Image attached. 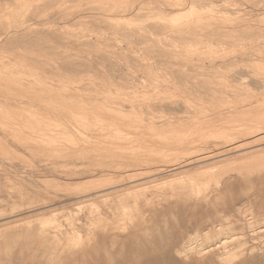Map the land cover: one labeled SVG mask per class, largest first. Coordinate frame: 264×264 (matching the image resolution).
I'll use <instances>...</instances> for the list:
<instances>
[{
	"label": "rangeland",
	"instance_id": "374dc122",
	"mask_svg": "<svg viewBox=\"0 0 264 264\" xmlns=\"http://www.w3.org/2000/svg\"><path fill=\"white\" fill-rule=\"evenodd\" d=\"M142 1L144 0H0V38H4L5 31L15 29V24L30 25L29 21L30 28L34 27L33 30L40 32H37L35 39H31L32 42L14 39V42L0 45V230L5 228L1 225L11 222L12 227H7L16 228L15 231L34 232L28 241L20 240L15 243L19 252L15 247V253L11 254L13 256L10 258L12 261L8 260L9 258L7 261L2 252L0 264L5 261V264H22L23 261L24 264H49V261H45L47 258H40L45 252V244H51L53 247V243H56L53 238L59 231L63 237L62 244H66L69 238L63 233L69 230L68 221L84 215L85 210L89 209V204L82 203L83 206V199L76 197L82 196L81 193L84 195V191H94V188L101 184L112 181L107 177L111 175L113 178L121 170L116 165L120 155L127 154V157L131 154H128L126 149L122 152L124 147L128 148V151L135 148V151L151 150V153L161 150L158 154H146L153 155L154 162L159 161L157 166L166 171L190 157L189 152L186 154L179 151L182 149L180 146L173 147L178 141L176 133H191L195 126L201 128L198 129L200 132H205L204 129H242V126L252 125L258 118L264 119V0H203V5L200 4L201 0H198L200 3L195 0L196 4L193 5L197 9L193 5L187 8L191 6L188 5L181 11L183 16L175 13L169 17L161 15L159 4L154 0H147L151 1L148 4H143ZM131 7L135 12H123L125 8ZM155 7L159 8V13H156ZM188 23L191 24L190 29L185 30V34L169 31L171 27H184L183 25ZM206 26H210L215 34ZM42 30H46V34ZM103 114L106 121L102 119L105 117ZM133 114L137 116L133 117ZM100 119L101 123L104 122L103 125H99ZM109 123L116 124L117 129H110L112 132L105 129L103 133L99 130V134L97 133L98 126L106 128ZM133 123H137L136 127ZM138 123L140 125L137 127ZM26 124L30 127H26ZM151 124L154 126L152 129L155 126L158 128H155V132H159L158 135L151 129ZM119 125L120 127H117ZM123 126L127 130L129 128L131 133L125 131ZM121 127L123 133L129 136L131 134L130 137L124 134L127 137L124 138L126 143L119 141L123 138L119 136L122 133ZM139 127L143 129L142 132L141 128L138 130ZM136 129L140 136L134 132ZM115 130L120 132L115 134ZM259 132H264V128ZM109 135L112 136L109 138ZM144 135L145 137H142ZM132 136L138 141L134 142ZM160 136L165 138L161 139ZM57 138L59 139L56 140ZM110 139L113 141L109 142ZM127 141H130L131 145ZM151 141L153 145L147 144ZM139 142L140 149L137 144ZM261 143L257 149L263 153L256 157L258 160L249 162L260 165L261 161H264V140ZM129 145H133V148L128 147ZM115 148L122 150L117 151ZM162 151H167L166 155L164 153L163 156ZM133 153L139 152L133 150ZM169 153L172 156L177 155V158L170 156L169 160ZM178 154H182L179 159ZM130 156L127 158L130 159ZM156 156L167 158L158 160ZM229 160L232 164L244 163H236L232 157H228L227 166L235 165ZM159 163L163 165H158ZM193 169L194 167L190 170ZM181 175L177 176L179 180ZM252 175V181L261 179L258 175L255 176V173ZM164 176H159V179ZM183 176L181 180L187 181L188 177H185L186 180ZM102 179L104 181H101ZM156 179L158 180V177ZM236 183L237 193L242 192L240 187L244 190L246 183L242 184L240 179ZM37 196L41 199L37 200ZM66 206L67 208L57 211L59 207L61 209ZM53 211H57V214ZM42 212L44 217L41 216ZM45 217L57 223L50 225ZM52 217L55 220L50 219ZM152 218L151 221L148 219V224L153 229L151 233L157 235L154 224H162V221L169 217L159 215ZM16 220H20V223ZM39 224H45V227ZM39 228H47L45 230L50 233V241L37 237L36 232L41 230ZM53 233L55 235H52ZM86 234L82 231V243L86 240ZM72 239L70 237L66 245L78 243L75 238ZM70 240L72 242H69ZM155 240L159 244L158 239ZM34 246H38L39 250ZM17 253L16 259L20 262L14 260ZM26 255H33L32 260ZM26 260H29V263Z\"/></svg>",
	"mask_w": 264,
	"mask_h": 264
},
{
	"label": "bare ground",
	"instance_id": "6f19581e",
	"mask_svg": "<svg viewBox=\"0 0 264 264\" xmlns=\"http://www.w3.org/2000/svg\"><path fill=\"white\" fill-rule=\"evenodd\" d=\"M154 1L157 4H159L161 15L169 17V15H171V14L173 15L175 13H178L179 16H183L184 14L181 15V11L184 10L186 8V6H188V5H191V6H188L187 8L192 7L195 0H154ZM142 2H143V4H145V3L148 4V2L151 3V1H147V0L146 1L144 0ZM200 2L199 3L202 4L204 1L201 0ZM194 4H196V3H194ZM206 6L207 5H205V7ZM157 7H155V9H157L156 13H159V11H158L159 8H157ZM193 7H194V5H193ZM195 9H197V8H195ZM195 9H193V10H195ZM191 10H192V8H191ZM132 11H134V8H132V7L131 8H125L123 10L124 13H130ZM183 12H185V11H183ZM190 12H192V11H190ZM187 13H189V12H187ZM161 15H160V18H161ZM164 16H162V18ZM164 19H166V18H164ZM192 21H193V18H192ZM26 22H28V21H26ZM29 24L31 25L30 21H29ZM176 24H178V23H176ZM189 24L190 23H188V25H186V26L183 25L184 27H179V28H172L171 27L170 30L169 29L168 30L172 33L183 32V34H185L184 32H186L190 29ZM30 25H28V24L25 25L23 23L22 25L19 24V26H16V24H15V29L7 30L4 32V38L3 39L0 38V39H2V40H0V45L4 46L6 44H9L14 39H18L22 42L31 41V39H35V36L38 34L37 32H39V30L38 31L33 30L32 28H34V27L31 26L32 28H30ZM192 25H194V24H192ZM196 26L198 27L199 25L196 24ZM210 26H206V27H210ZM199 27H201V26H199ZM181 28H183V29H181ZM202 28H204V27H202ZM205 29H207V28H205ZM211 30H213V29L211 28ZM215 30H216V28H215ZM42 31L45 32L46 30L45 31L42 30ZM48 31H50V30H48ZM211 32L214 33V30ZM208 33H209V31H208ZM45 34H46V32H45ZM183 34L181 33V36H180L181 38H182ZM45 36H43V37H45ZM155 39H157V38H155ZM165 42H167V41H165ZM35 45L37 46V44H35ZM177 72H179V71H177ZM13 79H15V78H13ZM62 109H63V107H62ZM0 110H2V109H0ZM92 110H94V109H92ZM68 113H70V112H68ZM110 113H112V112H110ZM104 114L106 115V113H104ZM134 116H137V114H133V117ZM246 117L248 118V116H246ZM103 118H104L103 121H106L105 120L106 116L102 117V119ZM102 119H100V123H101ZM253 119H254V117H253ZM86 120H87V118H86ZM140 120L141 119H139V121ZM103 121L101 124L98 122L99 125H103L104 124ZM14 122H16V121H14ZM69 122H72V121H69ZM203 122H204V120H203ZM105 123L107 124V122H105ZM113 123H115V122H113ZM113 123L112 124L109 123L111 125L108 124L107 126L104 125L106 128L98 126V129L96 128L97 133L99 134V132H98L99 130L102 131V133H103V130H105V129H108V130H110V129L112 130V128L117 129V128H115L116 124H113ZM126 124L127 123L125 122V126H126ZM136 124L137 123L134 124L135 127H136ZM26 125H24V126H26ZM39 125H41V124H39ZM139 125H140V123H138L137 127ZM201 125L204 126L203 124H201ZM207 125H210V124H207ZM59 126H60V124H59ZM162 126L163 125H161V127ZM26 127H30V126L27 125ZM91 127H93V126H91ZM117 127H120V125ZM152 127H154V126H152V124H151V129H152ZM196 127L197 126L194 127L195 130L191 129V130H193L191 133H185V134H183L181 132H178L181 134L176 133L175 137L177 138L178 141L176 142L177 145H173V147L176 146L178 148V146H180L182 149L181 150L179 149V151H181V152L183 151L186 154H188V152H189L190 157L183 162L181 161L180 164L177 163L178 164L177 166H175L173 168L171 167L170 169H168L166 171L164 169H161L162 168L161 166H159V167H161V168H159L156 164L159 161L154 162L155 158L153 155H152L153 157L151 156V154H153V153L154 154L160 153L161 150L159 152L156 151L157 153H155V152L151 153L152 152L151 150H150V152H147V151L143 152V150H141L140 146H139L140 142L137 143L139 146V147L138 146L137 147H138V149H140L141 152L136 149V151L139 153H133V150H134V152H136L135 148L132 150L130 149L132 152L128 151L129 150L128 148H125V147L123 148L122 152H124L126 149L127 153L128 152H130L131 154L133 153L132 157L130 156L131 154L129 155L131 157L130 159L127 158L129 156L126 157V155H127L126 153H125L126 155H124L122 153L123 156L120 155L121 158L120 157L118 158L115 156H114L115 157L114 158L113 156H111L114 159H116V158L120 159L119 162L117 161L118 163L116 165H117L119 170L121 169L120 170L121 172L118 170L120 173L117 172V174H115V176L112 173V176H114L113 178L111 177V175H110L111 178L108 176L107 178L112 179V181L110 180V182L109 183L107 182V184L103 182L105 185L101 184V186L94 188V186H92V184H91V186L95 189L94 191L92 189L93 192L88 191V193H86L84 191V195L80 192L82 196H77L76 198L83 199L81 204L82 203L87 204V205L89 204V209L85 210L86 212L84 215L79 214L80 216H77L74 219L69 218L70 219V220L68 219L69 220L68 221L69 230L63 233L66 238L70 239V237H71V239L73 238L72 240H74V238H75L78 241V243L79 242L82 243L83 242L82 231H84L87 233L85 235L86 236L85 242L82 244H80V243L78 244V243H75V241H76L75 240V241H73V243H75L76 245H66L67 240H69V239H67L66 244L64 245L61 242L62 238H63L61 236L62 233L60 231L59 232L56 231L58 234H56V235L54 233L52 234V235H55L54 236L55 238H53L50 235L54 241L56 239V241H55L56 243H53L55 245H53V247H51L52 246L51 244H50L51 245L50 246V245H46V244H48V243H46L44 246L45 252H43V254L40 255V258L41 257L47 258L45 261L46 262L49 261V264H89V263L90 264H101V263H105V264H264V161H261L262 159L259 160V161H261L260 165H259V163L249 162L250 160L257 159L256 157H258V155L261 156V154L263 153V151L260 152V150H258L259 149L258 147H259L261 141L264 140V132H259V130L264 128V119H263V117L260 119L258 118L257 120L254 121V123L252 125L242 126V127H244L242 129H238L239 127L238 128L233 127V128H229L226 130L222 129V130L218 131V130H209V129H211V127H210L208 129L209 131H206V129H204L205 132L203 130H202L203 132L202 131L200 132V130H198V129H201V128H199V127L196 128ZM45 128H46V126H45ZM77 128H78V126H77ZM140 128L141 127H139L138 130H140ZM147 128L149 129L148 125H147ZM155 128H156V126H155ZM155 128L152 129V130H154V132H155ZM87 129L89 130V128H87ZM121 129H122V127H121ZM124 129H125V131L127 130V128H125V127H124ZM133 129H135V128H133ZM156 129H158V128H156ZM26 130H28V129H26ZM111 130H110V132H112ZM138 130L136 129V131H134V132L136 134H138L139 133V132H137ZM142 130L143 129L141 128V132H142ZM115 131H117V130H115ZM115 131H113V132H115ZM121 131L123 133V129ZM128 131H130L129 128H128L127 132ZM156 131H158V130H156ZM118 132H120V131L115 132V134H118ZM134 132H133V134H134ZM154 132L152 134H154ZM122 133H121V135H119L121 138L123 137L122 139H124V138L126 139L127 138L126 136H128V137L131 136V134L129 136V135H126L125 132L123 134ZM129 133H131V131ZM156 133L157 132H155V134ZM158 133L156 135H158ZM108 134L109 133H107V135ZM124 134L126 136H124ZM141 135H142V133H141ZM111 136L109 135V138ZM135 136L136 137L140 136V133L138 134V136L137 135H135ZM58 137H60V136L58 135ZM71 137H70V139H71ZM142 137H145V135ZM155 137H157V136H155ZM161 137H163V136H160V138ZM50 138H52V137H50ZM134 138L135 137H133V136L131 137L132 140H134ZM139 138H141V137H139ZM163 138H165V137H163ZM58 139L59 138H57L56 140H58ZM106 139H108V138H106ZM122 139L119 140L120 143H126V140L124 139L125 141L123 142ZM146 140H148V139H146ZM80 141H82V140H80ZM101 141H103V140L101 139ZM112 141L113 140L110 139L109 142H112ZM135 141H138V140H134V142ZM127 142H130V141H127ZM173 142H175V141H173ZM46 143H47V141H46ZM72 143H73V141H72ZM159 143L161 144V142H159ZM164 143L166 144V140L164 141ZM167 143H169V141ZM55 144L57 145V143H55ZM147 144L153 145L154 143H152V141H151V143L148 142ZM130 145H131V142H130ZM130 145L128 147H132L133 145H135V143L132 146H130ZM158 145L159 144H157V146ZM149 149H151V147ZM149 149H148V151H149ZM116 150L121 151L122 149H116ZM70 151H66V152H70ZM144 151H145V148H144ZM177 151H178V149L176 150V152ZM73 152H74V150H73ZM100 152H102V151H100ZM166 152H164L165 155H166ZM146 153H151V154L149 155ZM162 153H163V151H162ZM164 153H163V156H164ZM171 153H169V157H168L169 160L171 158L170 156H172ZM184 153H182V154H184ZM95 154H98V153H95ZM182 154L181 155L178 154V156L179 155L182 156ZM72 155H74V154H72ZM180 156L178 157V159L180 158ZM165 157L167 158V156H165ZM165 157H161V158H165ZM172 157L177 158V155L176 156L174 155ZM228 157H232L233 161H235V162L237 161L236 163H239L242 161L244 163H239V164L234 163L235 164L234 165L231 163L232 161L229 160V162L234 166H227L226 162L228 161ZM262 157L264 159V156H262ZM99 158H101V157H99ZM156 158L161 159L159 156L158 157L156 156ZM56 159H58V158H56ZM45 160H46V158H45ZM171 160H173V159H171ZM164 161H165V159H164ZM164 161H162V162L165 164L169 163V162H164ZM177 161H175V162H177ZM160 162H161V160H160ZM225 163H226V165H224ZM82 164L84 165V163H82ZM160 164H162V163H159L158 165H160ZM97 165H99V164H97ZM168 166H170V165H168ZM117 167H116V169H117ZM192 167H194V169L190 170ZM106 172H107V170H106ZM252 173H255V176L258 175L261 179H259L258 181H252L253 179H251V178H254V177H250L252 175ZM179 174H182L181 178L183 175H186L188 177L187 178L188 180L185 178L186 176L185 177L183 176V178H185L187 181H182L181 178L179 180L177 177ZM101 175L103 176L102 172H101ZM105 175H108V174H105ZM163 175H165L164 178L162 177V179H159V176L161 178V176H163ZM234 176H235V179H233ZM156 177H158V180L156 179ZM173 177L177 178V179H174ZM104 178H106V177H104ZM109 179H108V181H109ZM185 179H183V180H185ZM239 179L241 180L242 184L246 183L244 190H243L242 186L240 187V188H242V192L240 191L241 193L240 192L237 193V183L236 182ZM101 181H104V180L102 179ZM79 191H81V190H79ZM86 191H87V189H86ZM63 194H64V192H63ZM59 197H61V196H59ZM37 198H38V196H37ZM39 199H41V198H38L37 200H39ZM73 200H75V199L73 198ZM30 203L32 204V201ZM46 203H47V201H46ZM77 204H79V203L77 202ZM81 204H79V205H81ZM35 206L37 207L38 205H35ZM73 206H71V207H73ZM80 207H82V206H80ZM65 208H67V206L64 208L61 207V209H60V207H59V209H57V208L56 209H57V211L58 210L60 211V210L65 209ZM85 209H86V207H85ZM57 211H53V212L55 213ZM45 213H47V211ZM40 214L41 213H39V215ZM55 214H57V213H55ZM55 214H53L52 216L54 217ZM159 215L162 217H169V218L164 219L162 221V224L160 222H159L160 224L158 222L156 224L151 222L155 225V228H154L156 230L155 233L157 232V235H154L153 233H151V231L153 229L150 227V224H148V222H149L148 219H150V221H151L152 217H156ZM41 216H43V212H42ZM147 216H149L148 219H147ZM53 217L50 219L55 220V218H53ZM46 219H48V217ZM153 219L154 218H152V220ZM20 220H18L19 222L16 220L17 223H20ZM16 221H15V223H16ZM23 221H25V220H23ZM23 221H21V222H23ZM44 221H45V219L42 222H44ZM47 221H49V219ZM49 222L51 225V223H53L54 221L50 220ZM13 223H14V221H13ZM55 223H57V222L55 221ZM55 223H53V224H55ZM29 224L31 226V223H29ZM45 224H42L43 226H41L40 224L39 225L41 227H45L44 226ZM9 225L11 226V222H6L5 224L1 225L2 227H5V228L0 230V259H1V254L3 252V254L5 256L4 258L6 260L9 258L8 260H10V258H12V256H13V255L11 256V254L15 253L14 252L15 247H17V250L19 252L18 245L15 246L16 245L15 243H18L20 240L25 241V242L28 241L29 239H31L32 234L34 233L33 231H27V230L26 231H22V230H19V231L16 230L15 231L16 228L7 227ZM48 225L49 224L47 222V226ZM160 225H162V227ZM13 226H14V224H13ZM16 226H18V225H16ZM54 227H58V226L54 225ZM29 229H31V228H29ZM39 229H41V228H39ZM45 229H47V228H45ZM45 229L43 228V229L39 230L38 232H36L37 234L36 233L35 234L37 235L38 238L46 241V240H49V234L50 233H48ZM155 238L158 239L159 244H157ZM49 241H47V242H49ZM69 242H72V241L70 240ZM50 243H52V242H50ZM69 244H71V243H69ZM33 245H31V246H33ZM1 247H2V251H1ZM27 247H29V246H27ZM34 247L39 250V248H37L38 246L37 247L34 246ZM39 247H41V245ZM28 250H30V249H28ZM48 251H50V252L48 253ZM26 252H27V250H26ZM14 257H15L14 260H18V259H16L18 257V253H17V256H14ZM32 257H33V255L27 256V258H31V260H32ZM41 259H43V258H41ZM10 261H12V260H10ZM5 262H4V264H5ZM10 264H12V262ZM14 264H15V262H14ZM22 264H24V261ZM36 264H38V263H36ZM45 264H47V263H45Z\"/></svg>",
	"mask_w": 264,
	"mask_h": 264
}]
</instances>
